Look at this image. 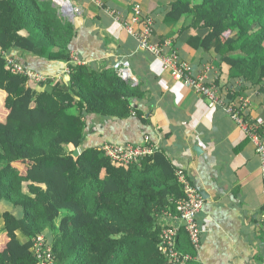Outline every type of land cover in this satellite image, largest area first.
Listing matches in <instances>:
<instances>
[{
    "label": "trees",
    "instance_id": "obj_1",
    "mask_svg": "<svg viewBox=\"0 0 264 264\" xmlns=\"http://www.w3.org/2000/svg\"><path fill=\"white\" fill-rule=\"evenodd\" d=\"M59 10L52 0H0V234L9 239L0 264H36L38 235L51 244L54 264H170L158 250L159 220L176 214L183 191L166 155L154 150L139 165L119 167L98 147L82 148L88 115L143 116L134 102L146 96L144 84L69 63L68 81L34 85L5 67L2 53L13 50L69 62L76 33ZM182 20V32L207 31L185 43L211 51L239 80L228 103L255 92L264 104V0H169L163 22ZM15 163L30 167L21 173ZM177 250L196 255L183 230Z\"/></svg>",
    "mask_w": 264,
    "mask_h": 264
},
{
    "label": "crops",
    "instance_id": "obj_2",
    "mask_svg": "<svg viewBox=\"0 0 264 264\" xmlns=\"http://www.w3.org/2000/svg\"><path fill=\"white\" fill-rule=\"evenodd\" d=\"M71 13L63 16L74 27L70 54L76 53L87 66L112 70L117 61H128L136 83H143L146 96L134 102L142 113L125 119L86 117V135L82 148L104 143L138 144L148 137L154 150L163 152L175 170L182 169L197 190L207 199L197 216L200 224V248L191 264H264V228L260 210L263 203V181L255 146L246 131L223 109H210L207 100L194 89L174 81L158 60L137 50L136 41L122 25L98 7L127 18L133 4H139L144 16L153 22V40L169 41L181 61L189 63L194 74L211 66L210 78H216L221 96L237 91L240 82L229 76V68L219 64L214 54L194 50L185 41L189 35L204 39L205 29L182 32L184 20L164 23L169 0H69ZM10 56L22 65L43 75H62L66 62L48 61L13 50ZM62 80L68 81L66 75ZM256 93H239L247 100L245 121L264 122V104L254 101ZM5 93L0 90V121L6 115ZM229 104V103H228ZM3 109V110H2ZM147 120V123H145ZM200 152L197 154L194 147ZM22 173L26 163L14 164ZM4 207V204H0ZM7 210H11L6 206ZM161 223L162 220H159ZM0 222V228H1ZM17 239H26L19 232ZM24 238L25 240H23ZM9 239L0 234V249Z\"/></svg>",
    "mask_w": 264,
    "mask_h": 264
},
{
    "label": "built area",
    "instance_id": "obj_3",
    "mask_svg": "<svg viewBox=\"0 0 264 264\" xmlns=\"http://www.w3.org/2000/svg\"><path fill=\"white\" fill-rule=\"evenodd\" d=\"M52 2L60 9L62 6L70 4L69 0H52ZM98 7L115 22H119L122 25L127 35L136 41L138 51L158 60L162 69L174 81L197 91L207 100L210 109H223L246 131L249 140L255 146L260 161V172L263 181V203L261 205L260 217L264 228V122H250L243 119L242 113L247 109L248 103L246 99L240 98L236 103L232 102L228 104L226 102L216 85V78H210L212 72L211 66H205L201 72L194 74L192 66L180 60L177 51L172 49V44L169 41H154L152 19L143 15L139 4H133L132 14L127 18L117 12L110 11L108 8H103L101 3H98ZM2 57L5 61V67L10 73L21 75L34 85L47 81H51V83L62 81L63 76H68L69 74V63L78 66H87L88 64L78 54L72 53L70 54L69 62H66L67 67L64 73L49 77L22 65L19 61L5 53H2ZM112 69L123 80L136 84L128 61H117L113 64ZM99 150L114 166L119 167L139 165L141 159L152 155L154 152V148L150 145L148 137H145L138 144L104 143ZM175 176L182 188L183 198L177 201L176 214L167 211L162 213L158 250L170 264H183L192 261L194 256L190 254L182 255L178 252L177 236L183 230L187 234L193 251L195 253L199 251L201 227L197 216L203 208L205 200L184 170H175ZM31 251L34 254L36 264H54L55 257L52 246L43 235H38L32 239Z\"/></svg>",
    "mask_w": 264,
    "mask_h": 264
},
{
    "label": "water",
    "instance_id": "obj_4",
    "mask_svg": "<svg viewBox=\"0 0 264 264\" xmlns=\"http://www.w3.org/2000/svg\"><path fill=\"white\" fill-rule=\"evenodd\" d=\"M61 10L63 11V14H64L63 16H66V13H71L72 12V8H71V5L70 4H67L65 6H62L61 7ZM193 149H194V151L197 154L200 152V149L197 146H195ZM79 154H80L79 149H75L74 152H73V156L74 157H77ZM198 192L200 193V195L202 196V198L206 201L207 194L203 190H198Z\"/></svg>",
    "mask_w": 264,
    "mask_h": 264
},
{
    "label": "rangeland",
    "instance_id": "obj_5",
    "mask_svg": "<svg viewBox=\"0 0 264 264\" xmlns=\"http://www.w3.org/2000/svg\"><path fill=\"white\" fill-rule=\"evenodd\" d=\"M34 86V85H33ZM3 110V109H2ZM85 135H86V133H85ZM80 150V149H79ZM23 240H25L24 238H22ZM20 242H22V241H20Z\"/></svg>",
    "mask_w": 264,
    "mask_h": 264
},
{
    "label": "bare ground",
    "instance_id": "obj_6",
    "mask_svg": "<svg viewBox=\"0 0 264 264\" xmlns=\"http://www.w3.org/2000/svg\"><path fill=\"white\" fill-rule=\"evenodd\" d=\"M63 1H65V0H63Z\"/></svg>",
    "mask_w": 264,
    "mask_h": 264
}]
</instances>
